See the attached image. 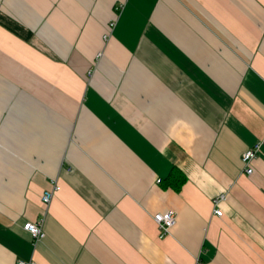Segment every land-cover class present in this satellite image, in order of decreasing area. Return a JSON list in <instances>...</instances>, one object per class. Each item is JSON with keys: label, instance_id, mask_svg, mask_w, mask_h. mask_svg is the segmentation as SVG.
I'll return each mask as SVG.
<instances>
[{"label": "crops", "instance_id": "0c3cea01", "mask_svg": "<svg viewBox=\"0 0 264 264\" xmlns=\"http://www.w3.org/2000/svg\"><path fill=\"white\" fill-rule=\"evenodd\" d=\"M118 2L0 0V264H264V0Z\"/></svg>", "mask_w": 264, "mask_h": 264}, {"label": "built area", "instance_id": "2783aa9c", "mask_svg": "<svg viewBox=\"0 0 264 264\" xmlns=\"http://www.w3.org/2000/svg\"><path fill=\"white\" fill-rule=\"evenodd\" d=\"M125 0H119L118 4L114 7V14L112 20L108 24V32L103 35V40H107L110 36V31L113 29L116 23V19L119 16ZM102 56V53H98L96 55V60ZM264 145V138L258 141L252 148L245 151L241 156V161L244 166V172L248 175L252 173L251 168H249L250 162L255 159ZM59 190V186L56 182H53L52 188L50 190L44 191L41 196V203L44 208H47L54 196V194ZM225 200L224 193L219 194L217 197L213 199V203L215 206H218L222 201ZM214 214L217 216H221L222 212L219 209L214 211ZM153 220L156 223L158 230H159V237L163 238L169 234L170 230L174 227L176 223V216L175 213L171 210L162 213H156L153 215ZM24 231H26L32 238V242H38L45 237V233L41 228L40 223H30L27 222L23 226ZM16 264H36V262L30 261H18Z\"/></svg>", "mask_w": 264, "mask_h": 264}, {"label": "trees", "instance_id": "16d2710c", "mask_svg": "<svg viewBox=\"0 0 264 264\" xmlns=\"http://www.w3.org/2000/svg\"><path fill=\"white\" fill-rule=\"evenodd\" d=\"M176 174H179V171H177V170L174 169L173 172H172V176H174ZM184 181H185L184 176H181V180L180 181H177L178 184L175 187H173V188L175 190H179Z\"/></svg>", "mask_w": 264, "mask_h": 264}]
</instances>
